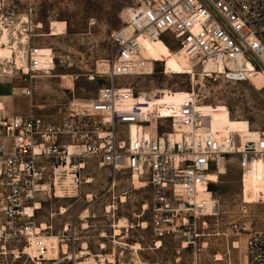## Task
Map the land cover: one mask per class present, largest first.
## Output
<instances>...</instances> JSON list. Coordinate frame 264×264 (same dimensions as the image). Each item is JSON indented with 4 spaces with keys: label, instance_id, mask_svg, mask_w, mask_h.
<instances>
[{
    "label": "built area",
    "instance_id": "1",
    "mask_svg": "<svg viewBox=\"0 0 264 264\" xmlns=\"http://www.w3.org/2000/svg\"><path fill=\"white\" fill-rule=\"evenodd\" d=\"M125 15L122 27L111 34L112 57L86 75L87 82L106 80L92 99H71L58 120L35 114L33 105L24 115L0 108L3 264H10L8 258L16 264L22 258L32 264H86L78 235L84 229L82 224L76 227L80 216L55 235L58 249L48 257L53 249L46 238L53 226L41 229L36 203L54 196L55 186L67 177L85 183L81 173L87 165L110 171L108 193L121 172L129 174L132 185L134 178L145 183L152 194L151 219L149 228L146 223L142 228L149 230L151 249L158 250L166 239L182 236L186 244L195 245L203 236L205 219L220 211L219 202L209 200V174L220 175L228 158L235 159L241 177L255 164H264V132L256 140L233 132L221 136L213 130L209 112L195 107L194 92L166 113V107L161 109L166 104L159 103L165 93L145 90L140 95L134 85L116 83L119 78L148 76L139 39L162 38L193 69L199 67L204 78L259 81L264 88V0H139ZM39 56V48L28 50L24 83L51 71ZM79 77L64 74L59 80L73 87ZM20 94L30 97L32 89L22 88ZM147 211L143 205L142 214ZM233 231L248 233L247 264H264V230L234 225ZM95 258L99 261L98 254Z\"/></svg>",
    "mask_w": 264,
    "mask_h": 264
},
{
    "label": "rangeland",
    "instance_id": "2",
    "mask_svg": "<svg viewBox=\"0 0 264 264\" xmlns=\"http://www.w3.org/2000/svg\"><path fill=\"white\" fill-rule=\"evenodd\" d=\"M138 1L0 0V22L6 30L20 34V27L28 37L22 45L26 58L30 48H39L41 61L52 57L54 59L53 70L49 73H37L31 79L41 84L31 95L38 101L35 104L44 105L42 110H36L37 114L58 120L71 99L90 100L96 95L98 88L106 84L105 79L87 82L86 75L94 72L101 61L112 57L115 49L111 34L124 24L125 10ZM62 25L65 35L51 37L55 33L54 28L60 29ZM154 46L164 60L154 64L153 75L119 78L116 83L132 84L135 92L157 90L165 93L168 97L160 99L159 103L166 104L161 108L166 107V113L171 108H177L193 91L198 99L197 105H225L233 119H244L251 130L264 132V88L260 91L247 83H226L216 78H202L199 67L180 69L171 59L175 51L162 39L157 40ZM64 74L80 77L71 87L70 82H60L59 76ZM2 76L8 77L13 84L28 85L26 88H31L32 81L24 83V76L19 71H13L11 75L0 73V77ZM19 108L26 109L27 105L22 103ZM110 175L107 169L87 165L81 176L90 177L92 183L81 185L78 196L73 199H56L52 195L50 198L44 196L39 199L41 209L36 214L37 221L52 225V235L55 236L64 225L73 224L81 211L89 206L84 197L91 193L93 200L90 217L88 220L76 221L77 229H80L81 224L82 227L84 224L88 225V229L79 231V244L87 245L89 258L97 261V254L99 260L101 257H112L114 264H137L132 251L115 244L113 224L121 219L128 221L129 228L122 230L117 240L125 244L138 243L142 248L139 258L144 264H247L245 240L248 233L237 235L233 227L245 226L249 231L264 230V204L249 205L242 202L241 173L232 157L228 158L225 172L219 176L218 182L210 186L213 198L220 205L219 214L205 219L207 225L203 236L195 245L186 244L187 239L180 236L166 239L161 248L152 250L148 230L151 219L150 189L147 186L136 189L131 184L129 174L121 172L116 176L114 191L108 193L106 190L111 181ZM122 196L126 197L124 204L120 203ZM143 205L149 207V211L144 214L141 212ZM61 207L67 210L64 215H59ZM107 207H110V213H106ZM142 223H146L148 228L143 229ZM102 234L106 238H102ZM234 242L239 244L236 250L232 249ZM112 249L113 255L110 254ZM218 254L223 261L215 259ZM85 258L87 259V255ZM12 261L8 258V263L12 264ZM17 262L32 264L26 258ZM0 264H3L1 260ZM13 264L16 262L13 261Z\"/></svg>",
    "mask_w": 264,
    "mask_h": 264
},
{
    "label": "bare ground",
    "instance_id": "3",
    "mask_svg": "<svg viewBox=\"0 0 264 264\" xmlns=\"http://www.w3.org/2000/svg\"><path fill=\"white\" fill-rule=\"evenodd\" d=\"M40 28V26H38ZM55 33L50 35L51 37L55 36H63L65 35L64 25L61 26V28H54ZM19 33L17 31L9 32L6 30V27L3 26V24L0 22V73L11 75L13 74V71H19L22 75H28L29 72L27 70V59L24 54L23 46L26 43L27 35L25 32L19 27ZM162 38H155V39H144L140 38L139 42L142 46L141 55L148 60L147 62V68H146V75H153L154 70V64L162 62L164 60L163 56L158 52V50L155 48L154 43ZM163 40V39H162ZM167 45V44H166ZM168 46V45H167ZM169 47V46H168ZM39 59L41 57L40 49H39ZM171 59L174 61V63L182 70H189L193 68L190 63L183 57L179 55L176 51L171 55ZM41 60V59H40ZM53 57L46 59L42 61L43 66L45 69L52 70L54 68V61ZM105 61H101L99 65L105 63ZM152 69V72H150ZM202 74V73H201ZM202 78L203 74L201 75ZM34 78V77H32ZM212 79V78H211ZM252 88L255 90H262V84L259 81H254L253 84H249ZM193 92V91H191ZM190 92V93H191ZM140 95L143 93V91L139 92ZM190 95V94H189ZM188 95V96H189ZM168 96L162 95L160 99H166ZM159 99V100H160ZM187 99V97L185 98ZM183 99V101L185 100ZM182 101V102H183ZM198 103V99H197ZM195 104V107L203 112H209V115L212 118V128L213 130L217 131L221 136L225 135L227 132H233L237 133L240 136H242L244 139L249 140H256L260 132L256 130H251L249 128V123L245 121L244 119H238V118H232L231 113L229 109L222 104H216V105H210V104H201L197 105ZM2 105L0 104V108ZM136 129L134 127L131 128V133H135ZM225 170L221 169L220 175H223ZM216 174H209V179L212 183H217L219 180V176ZM86 182L80 183L79 180L71 179L70 177L65 178L61 181L60 185H56L54 189V198L56 199H73L78 196L79 193V187L81 184H91L92 180L90 177H85ZM131 180V179H130ZM240 184H241V200L244 204H264V164L258 163L255 164L250 168L248 172H245L244 175L240 178ZM133 185L137 188H144L145 183L143 181H140L139 179L134 178L133 179ZM207 198L210 197L209 194L205 195ZM86 202H92L93 196L91 193H87L84 197ZM213 194L211 195V198L209 200H213ZM121 204L126 203V197H121ZM146 206V205H144ZM36 209L40 210L41 205L36 203ZM106 213H110L109 209L110 207L106 208ZM67 212V210L64 207H61L59 210V215H64ZM53 214L51 215V217ZM80 220H85L90 217V207H85L80 215ZM41 224V223H40ZM145 227V223L141 224ZM83 228L86 230L88 229V225L84 224ZM129 228V223L125 219H121L118 221H115L113 224V230L112 234L114 235L115 244L118 247L127 248V250L132 251L134 253L136 263L137 264H144L141 259L139 258V251H142L141 246L136 244H125L123 242H120L117 240L118 237L122 234V230H125ZM41 229L47 230V225L41 224ZM102 238H106L105 234L101 235ZM47 245L49 249H53L51 252L48 253V257L55 256L57 249H58V241L56 236L50 235L46 238ZM239 244L238 242H234L232 249L236 250L238 249ZM102 248H104V245H102ZM102 250V249H101ZM82 255H87V259L85 260L86 264H114V258L112 257H106L100 258V260L97 262L92 257H88L87 252V245L84 243L82 244ZM217 257V258H216ZM215 257L217 261H223V258L220 254H218ZM214 259V261H215ZM158 264V263H156Z\"/></svg>",
    "mask_w": 264,
    "mask_h": 264
},
{
    "label": "crops",
    "instance_id": "4",
    "mask_svg": "<svg viewBox=\"0 0 264 264\" xmlns=\"http://www.w3.org/2000/svg\"><path fill=\"white\" fill-rule=\"evenodd\" d=\"M26 87H28V85L13 84L12 81L8 77H5V76L0 77V104L2 105L1 108H3L5 111L13 115L27 114L30 110L31 105L34 106L35 114H37L36 110H39V111L42 110L44 108V105L35 104V102H38V101L36 99H33L32 96L26 97L20 94L19 90L22 88H26ZM40 87H41V84H38L32 81L31 83L32 93H33V90L38 89ZM22 103H25V105H27L26 109L19 108V105H22ZM66 108H65V111H66Z\"/></svg>",
    "mask_w": 264,
    "mask_h": 264
}]
</instances>
